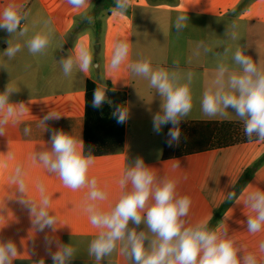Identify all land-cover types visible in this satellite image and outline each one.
Listing matches in <instances>:
<instances>
[{
    "label": "crops",
    "instance_id": "1",
    "mask_svg": "<svg viewBox=\"0 0 264 264\" xmlns=\"http://www.w3.org/2000/svg\"><path fill=\"white\" fill-rule=\"evenodd\" d=\"M97 1L100 0H90L86 6L75 8L69 0H0V10L9 2H14L29 13L20 26L21 29H28L23 37L18 33L12 37L7 30L0 29V92L9 87L14 90L10 94V102L24 103L23 113L14 118L15 122L10 120L3 135H0V242L11 240L16 245L18 255L13 264H39L41 260L44 264H54L53 254L60 246L69 244L75 248V257L67 264H96L94 257L89 255V245L99 229L91 225L89 214L85 211L88 189L73 191L65 187L58 175L50 174L40 163L32 160L35 152L51 149L54 131L62 130L83 140L84 89L87 80L124 92L125 106L129 110L120 150L92 155L94 164L89 169V179L94 177L98 187L107 192V199L99 202V206L108 210L115 205L122 191L127 190L119 186L125 169L142 158L147 166L152 167L157 179H174L177 194L190 197L186 226L208 220L209 229L226 230L236 241L241 249L239 256L253 253L259 264H264V252L259 250L260 243L264 242V228L255 234L248 232L247 216L252 213L244 205L247 192L257 189L264 191V162L253 169L236 197L220 211L216 223L209 225L242 173L264 156V141L163 160L164 125L157 133L153 121V117L161 113L163 99L158 91L149 87L147 79L132 76L128 67L129 63L134 62L131 9L138 6L143 10L141 33L144 35L143 43H139L142 51L135 61L145 59L142 54L147 53L145 49L150 45L144 43L147 35L145 28H152L148 25L147 15L153 13V16L169 17V39L161 44L165 45V52L172 56V64L161 62L152 63V66L178 72L182 82L188 72L194 74L190 85L192 108L183 121H241L231 108L228 109V118L207 117L202 112L201 100L218 62L223 60L231 69L240 70L232 59L237 47H242L245 55L264 68V0H165L167 4H162V0L157 5H147L146 0H130L127 26L125 16L113 11L114 8L89 16ZM180 14L187 15L188 22L183 31L177 32L174 24ZM86 16V23H83ZM97 28L98 36L95 34ZM42 30L51 31L50 45L44 55L34 56L29 53L25 42ZM227 31L229 34L235 32L238 39H230L229 35H225ZM10 39L12 43L19 42L23 46L12 59L3 54ZM120 41L130 44L123 77L118 75V69L113 70L108 64L104 66L102 75L101 64L98 71L91 68L84 73L76 66L71 75L63 74L59 60L69 54L75 57L79 47H88L93 53V43H104L105 49H114ZM204 47L212 51L205 53ZM225 48L229 49L227 56L215 55L223 54ZM197 50L199 55H196ZM50 111L60 115V118L48 119L43 124L41 120ZM26 127L30 129L28 134L24 132ZM18 165L25 173L26 198L39 202L37 185L42 183L45 186L51 197L50 211L57 219L56 226L40 230L33 225L29 206L20 202L22 194L11 182ZM129 227H136L137 231L147 230L144 223L136 226L130 221ZM145 246H148V241ZM100 264L132 262L121 252L118 243L116 250Z\"/></svg>",
    "mask_w": 264,
    "mask_h": 264
},
{
    "label": "clouds",
    "instance_id": "2",
    "mask_svg": "<svg viewBox=\"0 0 264 264\" xmlns=\"http://www.w3.org/2000/svg\"><path fill=\"white\" fill-rule=\"evenodd\" d=\"M75 8H81L90 3V0H69ZM130 5V0H115L113 11L123 13ZM28 12L22 6L9 2L0 10V29L8 33L19 34L23 37L28 29H21L22 21L28 17ZM187 15L177 16L174 27L177 32L187 27ZM47 21L45 24L47 25ZM229 35L232 40L238 39L235 32ZM51 41V31H40L34 34L25 43L32 55H44ZM3 52L4 56L12 59L22 50L19 42H8ZM199 49V46H198ZM212 49L204 47V52ZM228 48L223 54L227 56ZM130 44L125 41L117 42L111 55L109 67L113 70L128 59ZM196 55H199L197 50ZM239 71L233 70L223 60L218 62L212 77L203 92L201 107L207 117L228 118L231 108L244 126L246 137L253 136L264 141V68L258 66L250 56L245 55L242 47H237L233 57ZM59 63L63 74L69 76L74 67L78 66L81 72L87 73L93 64V54L88 47L81 46L76 49L75 57L69 54L61 58ZM130 71L149 81V87L158 91L163 99L161 113L153 117L154 131L159 133L161 126L171 123L168 143H179L181 136L180 122L189 114L192 108L191 83L193 73L188 72L184 82L176 71H169L163 67L153 68L149 59H142L129 63ZM14 90L7 87L0 92V135L10 120L15 122L24 111V103L14 104L9 100ZM107 86L97 85L92 99V107L100 108L103 103L112 104L106 96ZM127 106H117L113 116L117 123H124L128 117ZM60 115L50 111L42 121L59 119ZM29 128H25L28 134ZM84 141L65 133L62 130L54 131L51 136V149H43L32 156L34 162L40 163L50 174L58 175L63 185L76 191L87 188L85 211L93 227L99 229L97 236L90 242L89 255L93 256L96 264L112 254L118 243L121 252L132 264H259L257 256L246 253L239 256L241 249L227 231L213 230L208 227V220H203L194 226H186V217L191 206L188 196L177 194V182L167 177L157 179L152 167L147 166L142 158H138L134 165L128 166L119 186L122 191L118 201L113 207L104 210L99 202L107 199V192L98 187L97 180L89 179V169L94 164V157L83 150ZM11 158V156H9ZM166 161L165 163H167ZM22 166H17L11 177L22 196L20 202L29 206L33 225L40 230L47 226H56L57 219L51 214V197L47 194L45 186L37 185L39 202L26 198L27 186L24 180ZM130 185V189H128ZM243 195V193H242ZM236 197L235 192L228 194V199ZM245 208L252 213L247 216V230L255 234L264 228V191H249L244 198ZM130 221L139 226L146 225V231H137L136 227H129ZM55 230V229H53ZM148 241V246L145 242ZM264 252V242L259 245ZM18 252L16 245L9 240L0 242V264H13ZM75 257V248L69 245L59 247L52 259L54 264H67ZM39 264H44L41 260Z\"/></svg>",
    "mask_w": 264,
    "mask_h": 264
},
{
    "label": "trees",
    "instance_id": "3",
    "mask_svg": "<svg viewBox=\"0 0 264 264\" xmlns=\"http://www.w3.org/2000/svg\"><path fill=\"white\" fill-rule=\"evenodd\" d=\"M99 2V3H98ZM115 8V0L97 1L89 16L101 12L104 9ZM86 16L83 23H86ZM99 29L95 30L98 36ZM97 84L87 80L84 89V153L85 154H102L117 152L121 148L123 140L124 123H117V118L113 112L117 106H125L126 94L121 91L112 90L107 85L106 96L112 101V104L103 103L100 108L92 107L93 93ZM171 123L164 125L162 154L163 160L179 158L183 156L198 154L210 150L221 149L237 144L260 141L253 136L251 139L246 137L242 121L230 120H189L181 121V136L179 143H168L169 129ZM264 162V156H261L251 167L246 169L238 181L235 183L231 192L236 194L243 188L252 174L253 169ZM231 200L227 199L221 209L213 216L209 225H213L218 220L221 210L230 204Z\"/></svg>",
    "mask_w": 264,
    "mask_h": 264
},
{
    "label": "rangeland",
    "instance_id": "4",
    "mask_svg": "<svg viewBox=\"0 0 264 264\" xmlns=\"http://www.w3.org/2000/svg\"><path fill=\"white\" fill-rule=\"evenodd\" d=\"M140 0H136V2H139ZM162 0H146L147 5H154L161 3ZM168 2L164 0L162 4H167ZM175 3V1H174ZM173 4V3H171ZM143 6H141L142 8ZM129 7L125 12L122 14L126 18L125 25L127 26V19L129 17ZM131 12V50H132V61H135L138 59L139 55L141 54V47L139 43L142 42V34L141 33V27H142V20L141 16L143 15L141 10L138 6L133 7ZM153 13H150L147 15L148 25L150 24L152 28H145V31L147 35H145V42L144 43H150L149 46L146 47V54H142V56L145 59H149L151 63H161L162 64H172V56H169L167 52H165V45L161 43H167L169 37V31H168V19L169 17H157L153 16ZM127 36V35H126ZM156 43V44H155ZM159 43V44H157ZM100 46V47H99ZM93 70L98 71V65L101 64V72L100 75H102L103 68L106 64L110 65V59L111 55L113 53L114 49H111L110 47H107L105 49L104 43H93ZM107 62V63H106ZM159 66H153V68H158ZM126 73V60L119 66L118 68V75L120 77H123ZM132 76L133 73L131 72ZM131 103V100H130Z\"/></svg>",
    "mask_w": 264,
    "mask_h": 264
}]
</instances>
